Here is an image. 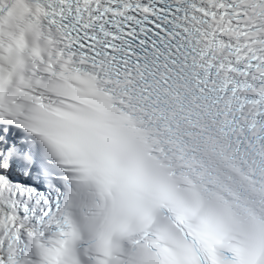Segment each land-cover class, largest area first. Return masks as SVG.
<instances>
[{
  "label": "snow or ice",
  "instance_id": "snow-or-ice-1",
  "mask_svg": "<svg viewBox=\"0 0 264 264\" xmlns=\"http://www.w3.org/2000/svg\"><path fill=\"white\" fill-rule=\"evenodd\" d=\"M0 264H264V0H0Z\"/></svg>",
  "mask_w": 264,
  "mask_h": 264
}]
</instances>
